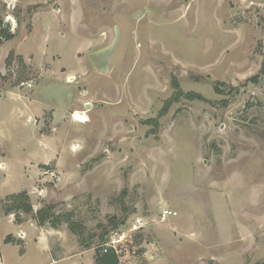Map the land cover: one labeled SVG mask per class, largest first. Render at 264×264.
<instances>
[{"label": "rangeland", "instance_id": "obj_1", "mask_svg": "<svg viewBox=\"0 0 264 264\" xmlns=\"http://www.w3.org/2000/svg\"><path fill=\"white\" fill-rule=\"evenodd\" d=\"M0 16V264H95L122 233L118 264H264V0H0Z\"/></svg>", "mask_w": 264, "mask_h": 264}, {"label": "trees", "instance_id": "obj_2", "mask_svg": "<svg viewBox=\"0 0 264 264\" xmlns=\"http://www.w3.org/2000/svg\"><path fill=\"white\" fill-rule=\"evenodd\" d=\"M14 37V33L11 29V26L8 22H5L3 20V17L0 16V45L9 39H12ZM13 60V55L10 52L9 55L6 58V64L10 65L11 61ZM255 79V77L250 78ZM166 110V107L162 108L161 112H164ZM11 201L9 202V205H6V212H14L16 221H21V213H29L33 210L32 204L30 203L29 196L26 192H19L17 194L11 195ZM53 208L54 204H45L41 208H39L35 212V219L39 225L44 224L45 222H50L53 227L57 226L59 222H55L53 220ZM113 221H117L116 219ZM69 227L72 232L80 234L81 229L80 227L75 226L74 224L69 222ZM9 237V236H8ZM5 241L8 242V238H5ZM94 263L95 264H118V257L114 251L111 249H107L106 251H103V247L97 248L94 253Z\"/></svg>", "mask_w": 264, "mask_h": 264}, {"label": "built area", "instance_id": "obj_3", "mask_svg": "<svg viewBox=\"0 0 264 264\" xmlns=\"http://www.w3.org/2000/svg\"><path fill=\"white\" fill-rule=\"evenodd\" d=\"M19 87H28V88H31L33 86V81L32 80H29V81H21L18 85ZM172 212L169 211V210H163L162 211V216L165 217L166 215L168 214H171ZM123 237V233L122 234H119V240L117 238H110V240L106 243H104L102 245L103 247V250L106 251L107 249H111L112 251H114L116 254H118V244L117 242L120 241Z\"/></svg>", "mask_w": 264, "mask_h": 264}, {"label": "bare ground", "instance_id": "obj_4", "mask_svg": "<svg viewBox=\"0 0 264 264\" xmlns=\"http://www.w3.org/2000/svg\"><path fill=\"white\" fill-rule=\"evenodd\" d=\"M73 117L79 122H86L88 120L87 114L83 111H75Z\"/></svg>", "mask_w": 264, "mask_h": 264}, {"label": "crops", "instance_id": "obj_5", "mask_svg": "<svg viewBox=\"0 0 264 264\" xmlns=\"http://www.w3.org/2000/svg\"><path fill=\"white\" fill-rule=\"evenodd\" d=\"M7 92V91H6ZM0 96H1V92H0ZM73 110H75V109H73ZM2 257V255H0V258ZM43 264H47V262H45V263H43Z\"/></svg>", "mask_w": 264, "mask_h": 264}]
</instances>
